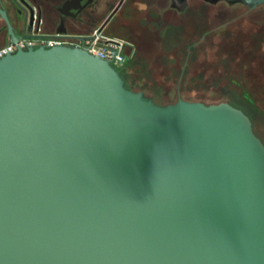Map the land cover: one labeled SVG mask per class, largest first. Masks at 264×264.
Returning a JSON list of instances; mask_svg holds the SVG:
<instances>
[{
  "label": "water",
  "instance_id": "obj_1",
  "mask_svg": "<svg viewBox=\"0 0 264 264\" xmlns=\"http://www.w3.org/2000/svg\"><path fill=\"white\" fill-rule=\"evenodd\" d=\"M0 264H264V142L229 102L161 105L85 49L18 46L0 58Z\"/></svg>",
  "mask_w": 264,
  "mask_h": 264
},
{
  "label": "rangeland",
  "instance_id": "obj_2",
  "mask_svg": "<svg viewBox=\"0 0 264 264\" xmlns=\"http://www.w3.org/2000/svg\"><path fill=\"white\" fill-rule=\"evenodd\" d=\"M220 10L224 13L220 17L208 15L207 11L196 17L202 26L201 36L207 32H219L224 35L219 34L214 40L204 36L200 41H194L190 34H193L195 26L192 25V20L186 17L183 27L187 33L191 32L186 35L191 40H158L155 44L150 41L147 55H128L126 62L116 68L125 77L128 88L144 91L161 105L174 103L179 97L190 101L204 99L207 103L229 102L242 109L249 117L255 116L258 134L264 139V75L261 76L264 72L260 71L256 85L248 82L252 77L250 62L264 61V37L255 40L241 39L252 33V17L263 18L260 23L264 24V5L251 12L240 5L233 6V10L228 14L225 8L216 7L217 12ZM239 18L242 29L235 32L238 37L236 40L235 36L229 33L226 24L233 23L235 30L236 26L239 27ZM155 45L160 51L157 55L152 50L156 48ZM190 45L192 51L189 52ZM242 51L247 53L246 57L242 55ZM233 54L240 57H233ZM258 56L260 58H257ZM187 57L189 60L185 64ZM260 66L264 70V64ZM254 103L259 106L261 113L256 111Z\"/></svg>",
  "mask_w": 264,
  "mask_h": 264
},
{
  "label": "flooded vegetation",
  "instance_id": "obj_3",
  "mask_svg": "<svg viewBox=\"0 0 264 264\" xmlns=\"http://www.w3.org/2000/svg\"><path fill=\"white\" fill-rule=\"evenodd\" d=\"M172 4L173 0H0V48L13 43L15 38L20 42L43 40L63 34L67 40H74L89 38L96 33L124 40L127 54L139 57L148 54L147 46L150 41L155 44L158 40H191L186 36L191 32L187 33L183 27L186 17H189L195 26L193 34H190L194 41H200L204 36L214 40L217 35L224 33L207 32L201 36L202 26L196 17L198 14L207 11L208 15L220 17L224 15L223 10L217 12L216 7L225 8L228 14L235 5H240L250 12L264 5L251 9L241 3L230 4L223 0L216 3L188 0L185 9L179 10ZM262 19L252 17V33L241 39L255 40L264 37V24L260 23ZM241 23L239 18V27L236 26L235 30L233 23L226 24L229 33L235 36L236 40L238 37L235 32L242 29ZM58 29L64 31L59 32ZM152 50L156 55L160 52L157 47ZM242 55L247 53L243 52ZM262 71L264 72L263 69ZM123 78L126 84V79L124 76Z\"/></svg>",
  "mask_w": 264,
  "mask_h": 264
},
{
  "label": "built area",
  "instance_id": "obj_4",
  "mask_svg": "<svg viewBox=\"0 0 264 264\" xmlns=\"http://www.w3.org/2000/svg\"><path fill=\"white\" fill-rule=\"evenodd\" d=\"M55 45H67L85 49L91 54L109 60L114 67L123 65L128 58V54L125 51L126 44L124 40L104 35H97L96 33L92 34L91 37L84 39L78 38L74 40H67L63 34H56L54 37H49L43 40H29L10 43L5 47L0 48V58L4 57L8 53L16 52L18 46L23 49H28L29 47H52Z\"/></svg>",
  "mask_w": 264,
  "mask_h": 264
},
{
  "label": "trees",
  "instance_id": "obj_5",
  "mask_svg": "<svg viewBox=\"0 0 264 264\" xmlns=\"http://www.w3.org/2000/svg\"><path fill=\"white\" fill-rule=\"evenodd\" d=\"M190 47H192V45H190L189 46V48ZM191 49V48H190ZM189 56V55H188ZM233 57H240L239 55H235V54H233L232 55ZM244 57H246L247 55H243ZM257 58H260L259 56L257 57ZM188 60H189V57H187V59H186V63L185 64H187V62H188ZM254 62H255V64H254ZM252 61V62H250V65H249V68H250V70H251V74H252V77H251V79H249L248 80V82H250L253 86L254 85H256V83L257 82H259V76H260V71H262V69L260 68L261 66L260 65H262V64H264V61L261 63V60L259 61V60H257V61ZM123 76V75H122ZM258 76V77H257ZM261 76H263V74L261 73ZM258 78V79H257ZM263 81H264V77H263ZM251 85V86H252ZM252 86V87H253ZM241 87H243V86H241ZM152 98V97H151ZM154 101H155V99L154 98H152ZM178 100V99H177ZM176 100V101H177ZM201 101H203V102H205V103H207L206 102V100H204V99H200ZM175 101V102H176ZM218 102H221V101H218ZM213 103H215V102H213ZM217 103V102H216ZM209 104V103H208ZM253 104V103H252ZM164 105H167V104H164ZM239 105H241V104H239ZM241 106H243V105H241ZM254 107H255V109H256V111L258 112V113H261V109L259 108V106L256 104V103H254ZM262 117V116H261ZM251 118V120H252V122H253V128H254V131H255V133L262 139V141L264 142V139L258 134V130H257V128H256V118H255V116H254V118H252V117H250Z\"/></svg>",
  "mask_w": 264,
  "mask_h": 264
}]
</instances>
